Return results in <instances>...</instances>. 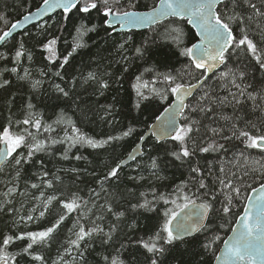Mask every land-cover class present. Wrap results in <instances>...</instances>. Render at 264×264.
Masks as SVG:
<instances>
[{
  "label": "snow or ice",
  "instance_id": "1",
  "mask_svg": "<svg viewBox=\"0 0 264 264\" xmlns=\"http://www.w3.org/2000/svg\"><path fill=\"white\" fill-rule=\"evenodd\" d=\"M139 7V0H43L35 16L43 17L59 10L61 28L71 23L75 33L71 50L64 55L59 53L60 37L49 31L51 25L45 21L40 26L41 30L32 37L36 41L34 49L43 54L42 60L46 62L42 67L35 69L40 78L34 77L30 66L34 62L33 50L27 48L21 39L11 54V67L7 66L9 53L0 52V61L6 62L5 66L0 68V89L7 91L12 86L13 82L4 78L6 72L15 76L17 81L25 82L32 93L42 90L46 82L44 78L49 77V73L63 82L70 60L79 50L88 47L85 37L97 33L98 30H103L109 38L117 34L119 40L114 47L120 53L117 63L123 65V72L129 71L133 61H142L148 65L143 72L135 76V83L131 85L135 93L134 109L142 112L153 101H159L160 104L168 102L162 112L153 113L157 123L149 126L157 142L148 150L156 153L149 156V175L155 181L166 179L161 173L168 162L167 158L171 157L173 162L179 161L180 166L188 163V179L181 181L168 193L158 192L156 187H152L151 199L145 192H140L136 202L123 211L114 210L111 200L108 199L113 194L109 193L106 185L111 181H120L119 172L128 163L125 160H120L102 176H97L95 171L90 173L96 177L100 191L90 188L89 199L72 193L63 199L51 195L41 200V197H44L41 192L40 197H33L40 203L30 208L26 215L19 214L23 204L20 208L8 207L13 204V194L17 192L15 186L10 187L0 200V213L13 214V231L0 232V264H19L21 259L26 260V264H48L40 250L50 249L52 244L57 242L61 226L74 213L77 215L72 221V227L68 229L66 243L62 251L58 250L51 264H69L66 259L69 256L71 264H87L85 253L97 240L102 249H114V253H101V264H134L127 261L124 255L127 253L129 256H136L138 260L137 252L144 256L143 264H172V261L178 259L177 253L178 264H204L206 254L211 256L215 264H264V160L251 159L242 150L239 155L243 163H237L234 167L237 171L241 168L243 171L237 175V171H226L221 167L219 171L222 175L216 176L219 187L215 189L205 182L207 177L198 162L195 165L191 163V158L197 152L223 150L226 153L228 149L220 140H238L245 149H259L264 152V88L258 91L254 84L247 82L250 67L258 65V70L264 72V0H153V6L148 10L140 11ZM33 18L32 13L23 16L26 23ZM95 18H99L100 23L94 22ZM185 20L196 29L193 39L198 37L197 42L191 43L190 46L186 44L187 34L181 23ZM0 21L8 23L3 14H0ZM232 25L239 26V36L234 33ZM157 26L163 27V33L144 36L139 41L134 39V30L148 28L155 31ZM19 27L17 21L7 30L0 32V44H4ZM24 35L28 33L24 32ZM241 54H244V60H240ZM177 56L187 58V63L181 68L171 66L172 59ZM234 56L237 57L238 65L229 67ZM25 60L28 62L27 66L24 64ZM251 61L255 63L252 64ZM221 68L225 70L218 72ZM145 72L150 74L151 80L144 79ZM194 73H199V78ZM186 78L196 79V83H185ZM212 78H215L216 84L208 83ZM90 82L96 85V93L103 95L105 91L111 90L113 85L119 84L121 77L107 71L103 74L89 71L86 76H82V84ZM68 84V87H64L60 83L52 82V94L49 99L66 105L69 102L75 104L77 94L74 89L77 87L78 78L72 77ZM218 88L225 89L227 95L220 96ZM198 90L202 94L195 103H186L188 97ZM170 97L174 98L172 102H169ZM15 99L13 95L8 100L6 123L0 124V171H3L4 163L11 160L10 166L18 178L25 165L35 163L41 169L38 178L48 188L53 187V180H44V177L49 176V172L44 170L43 159H35L37 154L54 156V147L61 145L62 150L58 153L61 160L90 162L82 153L71 157L69 153L74 148L107 149L113 146L114 142L128 138L136 131L134 125H128L116 135L101 136L98 139L78 127L76 121L67 116L63 108L58 114L54 112L56 119L48 123L35 115L33 110L36 105L32 102V95L24 101V119H13L11 106ZM249 101L251 111L260 113L257 118L259 123L244 121L243 116L237 114L243 112ZM225 106H231L233 109L232 116L219 114V119L226 121L227 125L212 127L211 124L216 121L210 120L209 114L215 116V109ZM54 107H60V104L57 103ZM99 107L103 109L105 116H112V105ZM177 116L183 119V124H178ZM200 117L209 120V123H202ZM101 119L103 120L104 116H101ZM238 121H243L244 126L238 127ZM108 123L114 125L116 121L112 119L108 120ZM226 127L230 135L224 134ZM169 139L178 142V148L173 146L169 149L161 143ZM139 140L143 141L144 137L140 136ZM19 149L25 151H18ZM142 152V145L137 144L129 153V159L137 160ZM67 171L79 175L81 169L73 167ZM83 171L87 172L88 169ZM208 175H212L211 165L208 167ZM249 175L261 181L259 188L245 183V178ZM54 179L60 181L61 177L55 175ZM128 179L138 183L148 178L139 175L129 176ZM238 185H243L245 190L251 189L257 195L245 197L249 203L244 207L243 215L236 220L238 227L231 229L232 235L223 240L222 248H218L217 241H220L221 237L212 231V224L208 221L219 216L230 222L228 217L232 214L234 201L242 195L241 186ZM39 187L40 184H31L33 189ZM131 191L129 189L130 193ZM101 193L105 194V199L103 203H98ZM219 196L223 199L218 201ZM54 201L57 202L55 215L50 208ZM217 202L219 207L215 206ZM93 209L97 210L96 213H93ZM126 212L134 214L131 223L125 224L128 232L138 227L137 216L157 220L147 239L140 237L134 241L128 232H125L127 242L120 241L118 233L121 231V224L124 223L122 218H125ZM145 213L154 216H144ZM46 214L51 218L41 229L15 231L20 229L21 225L43 220ZM107 214L114 218V222L109 223L108 230L105 231L101 222L105 221ZM25 241L18 251H9L17 242ZM133 246H138L137 251H133ZM185 255L190 259L184 260Z\"/></svg>",
  "mask_w": 264,
  "mask_h": 264
},
{
  "label": "trees",
  "instance_id": "2",
  "mask_svg": "<svg viewBox=\"0 0 264 264\" xmlns=\"http://www.w3.org/2000/svg\"><path fill=\"white\" fill-rule=\"evenodd\" d=\"M43 3V0H0V14H3L7 19L8 23L5 24L3 21H0V32L7 30L12 23H15L19 18L25 14L35 10ZM140 7L138 10L146 11L153 6V0H139ZM147 5L148 7H143ZM61 14L57 13L53 17L45 20L48 25H51L49 31L53 35H58L60 40L58 42V51L61 55L67 53L71 50L73 44V36L75 35L72 24L69 23L66 27L61 28L60 25ZM44 21V22H45ZM32 26L31 28L25 30L28 35H24V32L12 37L7 41L1 48L0 52L9 53V62L7 66L11 67V54L17 46L19 40H23L26 47L33 50L34 62L30 65L33 69V75L35 78L39 79V74L35 71L36 68L42 67L44 63L42 60L43 54L38 50L34 49L36 44L33 35L41 30L40 26L42 24ZM94 22L100 23L99 18H95ZM167 23V22H166ZM182 26L184 28L186 36V44L188 46L191 43L196 41V38L193 30L187 25L186 21H182ZM234 33L239 36V26L232 25ZM255 25H253V28ZM57 29H60L57 31ZM157 33H163V27L157 26L155 31L148 29L141 32H135L134 39L136 41L141 40L144 36H156ZM88 47L82 50H79L75 54L74 58L70 60L69 65L66 66V73L64 76V81L62 82L58 77H52V74L49 73V77L44 78L45 84L42 90L39 93H32L28 85L23 81H17L15 76H12L9 73H4V78L10 79L13 83L12 86L7 90L0 89V124L6 123V116L8 115V100L11 96L15 95L16 99L11 106V110L14 113L13 119H24V101L29 95L33 96L32 102L36 105V108L33 110L37 117H42L43 121L51 123L56 119L55 113H59L61 108L64 109L67 116L71 117L76 121L77 126L80 127L84 132L90 136H95L100 138L101 136L106 135H116L120 131L124 130L128 125H134L136 131L134 134L128 138H125L121 141L114 142L113 146H109L107 149L92 150L88 148H74L69 153V156H73L77 153H82L88 157V161H76L74 159L61 160L59 158V151L62 150L61 145H56L53 151L56 153L54 156H48L44 153L37 154L36 160L43 159L45 164V169L49 172L48 177H44V180L52 179L53 187L48 188L45 184L41 183V180L38 178V173L41 172L39 165L35 163L30 165H25L24 169L21 171L20 177L15 176V170L10 166L11 160L4 167L3 171H0V200L3 199V193L8 190V188L15 186L17 192L13 194V204L8 207L20 208L23 204V209L19 213L20 215H26L28 210L34 205L40 203V201L33 199V197H40L41 192L44 193V197H41V200L47 198L51 195L60 196L62 199L70 196L72 193H78L84 199H89V189L95 188L97 191H100V185L96 183V177L92 176L90 173L93 171L96 172L97 176H102L111 167L115 166L120 160H124L134 146L138 143L139 137L147 131L149 126L154 122L155 117L153 113L159 114L163 111V108L167 106L168 102L160 104L159 101H153L152 104L148 105L142 112L135 110L133 107L135 101V93L131 87L132 83H135V76L144 71V68L148 65H145L142 61H133L129 66V71L127 73L123 72V65L117 63L120 60V53L114 47L116 41L119 40V35L113 34V37L109 38L103 30H98L97 33H91L85 37ZM131 55V53H129ZM250 59V58H249ZM240 60H244V54H241ZM4 61H0V68L5 66ZM59 61L57 62V64ZM187 63V58L184 57H174L171 61V66L174 68H181L184 64ZM254 64V61H251ZM24 64L27 66L28 62L25 60ZM238 65L237 57H233L229 63V67H234ZM55 70V69H54ZM163 70V69H161ZM224 68H221L220 71H224ZM89 71L97 72L98 74H103L105 71L113 73L115 76L121 77V82L117 85H113L111 90L105 91L103 95H98L95 91L96 85L93 83L82 84V76H86ZM197 78H199V73H194ZM249 79L248 83H252L256 86V89L259 91L264 88V72L258 70V65L256 67L249 68ZM72 77L78 78L77 87L74 89L77 94L76 103L73 104H64L58 102L54 99H49V96L52 94L51 83H60L61 86L68 87V82ZM107 79V77H105ZM149 73H144L145 80H151ZM185 83H196V79L186 78ZM209 84H216L215 78H212L208 81ZM82 85V86H81ZM250 91L252 89H249ZM220 96L227 95V92L223 88L217 89ZM202 93L198 90L196 94L188 103H195L196 99ZM172 97H170L169 102H171ZM57 103L60 104V107H54ZM100 105L113 106L112 116H105L104 111L100 108ZM158 109V110H157ZM217 115L213 116L209 114L210 120L216 121L212 123V127L217 126H226L227 122L219 119V114L232 116L233 109L231 106H225L223 108L215 109ZM187 114V109H185ZM86 114V116H85ZM238 115L243 116V120H251L253 122L259 123L257 118L260 116L259 111H251V102H247L244 106L243 112L237 113ZM195 116V114H193ZM101 116H104V119H101ZM114 119L116 123L114 125H109L108 120ZM202 123H209V120H205L203 117H200ZM184 121L181 118V124ZM238 127H243V121L237 122ZM23 127V125H21ZM18 130V129H17ZM59 132L60 129L58 128ZM63 133L61 132V135ZM226 135H230V132L225 128ZM47 135V133H45ZM210 135V133H209ZM156 141L147 138L145 143L142 146L143 152L137 160L133 161L129 165L122 168L119 172L120 181H111L106 187L108 188L109 193L113 195L108 197L111 200L114 210L123 211L130 206L131 203L136 202V198L139 196L140 192H145L148 195V198L151 199L150 189L156 187L158 192L168 193L171 192L176 185L180 184L181 181L187 180L190 174L189 165L185 163L183 166H180L179 161H174L173 158L168 157V162L164 166V170L161 173L166 177L163 181H155L149 175L148 165L150 163L149 156L155 155V152H149L148 150L156 145ZM165 144L169 149H172L173 146L178 148V142L167 141L161 142ZM220 143H224L228 151L225 153L223 150L220 152H210V153H199L197 152L195 156L191 158V163L195 165L197 162L201 169L204 172V175L207 177L206 183L209 184L213 189L218 188L219 185L216 183V176L222 175L220 173V168L224 167L226 171H237V168L234 167L235 164L243 163L242 158H240V152L243 150L245 155L249 156L254 160H264V152H261L259 149H245L244 145L238 140H232L231 142H226L220 140ZM18 151H25L24 149H19ZM236 157L237 159H234ZM211 165L212 175H208V167ZM73 167L81 169L79 175L77 173H72L67 171ZM87 168L88 171L84 172L83 169ZM63 169V171H61ZM243 171L241 168L240 171H237V175ZM55 175L61 177L60 181L54 179ZM143 175L148 179L140 180L138 183H134L128 179L129 176H139ZM254 175V174H253ZM253 175H249L245 178L246 184H251L252 187L257 188L261 181L254 179ZM12 181V183H9ZM32 183L40 184L39 188H31ZM241 186L242 195L234 201L232 214L228 217L226 222L224 219H221L219 216L212 217L208 221L212 224V231L220 235L221 240L217 241L216 247L220 248L221 243L225 237L229 234L231 228L235 224L237 218L241 215L245 202L246 196L251 192V189L245 190L243 185ZM131 189V193L129 192ZM195 191V189H192ZM203 191V190H201ZM20 193H25V195H20ZM105 199V194L101 193V198L98 203H103ZM223 197L219 196L218 201L222 200ZM216 207H219L217 202ZM163 207V205H160ZM52 214L55 215L57 208V202H53L50 206ZM93 213H96V209L92 210ZM77 213H74L65 223L61 226V229L57 235V242L53 243L50 249H41L40 251L46 257L48 264H51V261L54 260L57 256V252L62 251L63 246L66 243V238L69 236L68 229L72 227V221L75 219ZM133 213L126 212L125 218H122L124 223L121 224V231L118 233L120 241L127 242V236L125 232H128V229L125 227L126 223H131ZM144 216H154V214L145 213ZM51 217L46 214V217L37 222H29L27 225H21L19 230H39L43 226L48 224V220ZM12 219L13 214L0 213V232L9 233L13 231L12 229ZM138 221V227L132 231L128 232V235L131 236L132 240H137L140 237L147 239V236L151 234V230L157 224V220L145 219L143 216L136 217ZM114 222V218L110 214H107L105 221L101 222L105 231L108 230V224ZM86 226H87V222ZM223 225V227H220ZM212 233L210 232L209 235ZM203 239V237H201ZM25 242H17V245L10 247L9 251H18L19 246ZM119 245L117 244V247ZM181 247V250H183ZM198 247V246H197ZM138 246H133V251H137ZM108 251L114 253V249H102L97 240L92 244L88 251L85 253L87 264H101L100 256L103 252L107 254ZM138 260L136 256H129L125 253L124 258L127 261L134 262V264H143L144 256L139 255L137 252ZM177 260L172 261V264H178L179 253H177ZM71 264V257H66ZM184 260H189L190 257L185 255ZM199 259V258H197ZM213 259L210 255H205L204 264H212ZM19 264H26V260L21 259ZM33 264H38V262H33Z\"/></svg>",
  "mask_w": 264,
  "mask_h": 264
},
{
  "label": "water",
  "instance_id": "3",
  "mask_svg": "<svg viewBox=\"0 0 264 264\" xmlns=\"http://www.w3.org/2000/svg\"><path fill=\"white\" fill-rule=\"evenodd\" d=\"M41 5H42V4H41ZM41 5H40V6H41ZM40 6H39V7H40ZM39 7H38V8H39ZM38 8H36L35 10L29 12V13H32L33 16H34V18H33L32 20H30L29 22L26 23V22L23 20V16L17 20V21H19L20 27H19L18 29H16V30L13 32V35L10 36V37L6 40V42L9 41L12 37H14V36H16V35H19L20 33L24 32L25 30L31 28L32 26H36V25H38V24H41V23H43L45 20H47V19L53 17L55 14L60 13L59 10H57L55 13H50V14L47 15V16L37 17V16H35V13H36V10H37ZM27 14H28V13H27ZM25 15H26V14H25ZM17 21H16V22H17ZM185 21H186V20H185ZM187 25L193 30V32H194V34H195L196 29H194V28H193L191 25H189V24H187ZM145 30H148V28L139 29V30H134V31H135V32H141V31H145ZM197 40H198V37H196V41H195V42H197ZM6 42H5V43H6ZM5 43H4V44H5ZM4 44H0V48H1ZM219 70H220V69H219ZM219 70H217V71H219ZM209 76H211V73H209ZM196 92H197V91H196ZM196 92H194L192 96L188 97V99L186 100V103H188V101H189V100L195 95ZM172 100H174V98H172ZM171 102H172V101H171ZM180 118H181L180 116H177V122H178V124H180ZM156 123H157V121L155 120L150 126H154ZM143 137H144V140H143V141H140V140H139L137 144H141V145L143 146V144L145 143V141H146L147 138H151V139H153V140L156 141L155 137L152 135V129H151L150 127H149L148 130L143 134ZM168 141H170V139H169ZM162 142H164V141H162ZM166 142H167V141H166ZM137 144H136V146H137ZM136 146H135V147H136ZM135 147H134V148H135ZM134 148H133V149H134ZM133 149H132V150H133ZM132 150H131V151H132ZM141 155H142V154H141ZM141 155H139L138 157H140ZM138 157H137V158H138ZM124 160H125V161H128V163H127L125 166H127V165H129L130 163L133 162L132 160L129 159V154L126 156V158H125ZM125 166H124V167H125ZM258 188H259V187H258ZM250 195L253 196V197H255V196L257 195V193L251 192ZM248 203H249V201L246 200L245 206H246ZM243 211H244V209H243ZM242 215H243V212H242L241 216H242ZM233 227H238V225L236 224V222H235V224L233 225ZM233 227H232V228H233ZM230 235H232V232H231V231L229 232L228 236H230ZM228 236H227V237H228ZM227 237H226L225 239H227ZM222 247H223V243H222V245H221L220 248H222ZM212 264H215V261H214V260H213Z\"/></svg>",
  "mask_w": 264,
  "mask_h": 264
},
{
  "label": "rangeland",
  "instance_id": "4",
  "mask_svg": "<svg viewBox=\"0 0 264 264\" xmlns=\"http://www.w3.org/2000/svg\"><path fill=\"white\" fill-rule=\"evenodd\" d=\"M8 162H9V161H6V163H5L4 166H3V169H4V167L7 165Z\"/></svg>",
  "mask_w": 264,
  "mask_h": 264
}]
</instances>
